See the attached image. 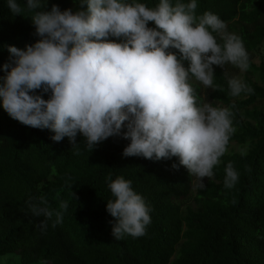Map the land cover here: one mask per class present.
Segmentation results:
<instances>
[{"label": "clouds", "instance_id": "1", "mask_svg": "<svg viewBox=\"0 0 264 264\" xmlns=\"http://www.w3.org/2000/svg\"><path fill=\"white\" fill-rule=\"evenodd\" d=\"M77 4L75 11L61 10L58 4L39 10L41 0H27L26 6L7 0L13 15L30 14L40 39L25 48L7 46L10 60L3 65L6 76L0 84L3 109L23 125L49 129L55 142L68 137L73 148L78 134L91 151L109 137L123 135L131 141L124 156L178 157L179 164L172 167H185L194 178L193 187L204 189V178L214 177L236 128L230 107L198 103L190 81L218 90L215 65L224 69L230 97L253 93L225 70L229 64L242 73L250 68L242 38L229 32L218 15H197L196 0H159L155 7L128 0ZM150 21L155 27L148 26ZM240 152L247 154L246 148ZM74 155H80L78 148ZM224 171V187L231 189L238 172L231 162ZM106 179L114 238L144 236L151 223L144 198L130 180H113L111 174ZM28 206L35 217L44 218L37 227L46 231L49 221L53 228L63 223L68 202L53 210L40 196Z\"/></svg>", "mask_w": 264, "mask_h": 264}, {"label": "trees", "instance_id": "2", "mask_svg": "<svg viewBox=\"0 0 264 264\" xmlns=\"http://www.w3.org/2000/svg\"><path fill=\"white\" fill-rule=\"evenodd\" d=\"M19 2L26 6L27 0ZM128 2L155 7L159 0ZM196 2L197 15L206 11L218 15L229 32L242 38L251 66L264 43V0ZM77 3L41 0L39 10L58 4L61 10L75 11ZM29 15H13L7 0H0V84L6 76L3 65L10 60L7 46L25 48L40 39ZM148 26L155 24L150 21ZM169 51L179 55L176 49ZM184 64L188 66L187 61ZM213 67L218 90L211 99L233 113L236 132L229 146L246 148L247 154L241 155L240 150L225 153L204 189L194 190V178L185 167H172L179 164L178 157H126L123 151L131 141L123 135L109 137L91 151L78 134V145L73 148L68 137L55 142L49 129L12 119L0 100V255L15 253L22 264H264V66L259 80L242 79L253 93L235 98L228 95L224 69ZM225 70L229 76L241 73L230 64ZM190 82L198 103L205 102L202 85ZM43 95L49 98V93ZM77 148L80 155H74ZM229 162L239 179L226 189L224 169ZM109 174L113 180L121 176L130 180L148 205L151 223L144 236L114 238L115 218L107 211L112 198ZM40 196L53 210L59 209L61 201L68 202L62 224L53 228L49 221L46 231L37 227L44 218L35 217L28 202Z\"/></svg>", "mask_w": 264, "mask_h": 264}, {"label": "rangeland", "instance_id": "3", "mask_svg": "<svg viewBox=\"0 0 264 264\" xmlns=\"http://www.w3.org/2000/svg\"><path fill=\"white\" fill-rule=\"evenodd\" d=\"M264 66V43L256 50L255 56L252 59V65L246 72H241L239 75L240 79H252V80H259V75H260V68ZM203 87V86H202ZM214 89L209 87L205 89L203 87V92L205 96V102H211L214 106H219V107H228L223 104H218L215 105L214 102L211 99V94L213 93ZM241 150V147L238 145H230L228 146V151L229 152H234V151H239ZM209 179L207 177L204 178V183H206ZM194 190H197L194 188ZM193 200H188L186 201V205L191 203ZM0 264H22L19 261V256L16 255L15 253H7L4 255H0Z\"/></svg>", "mask_w": 264, "mask_h": 264}]
</instances>
